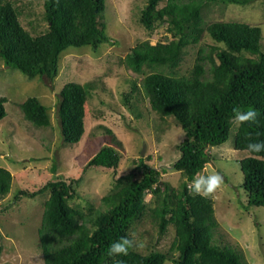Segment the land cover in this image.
Returning a JSON list of instances; mask_svg holds the SVG:
<instances>
[{"label":"trees","instance_id":"1","mask_svg":"<svg viewBox=\"0 0 264 264\" xmlns=\"http://www.w3.org/2000/svg\"><path fill=\"white\" fill-rule=\"evenodd\" d=\"M256 1L146 0L141 23L150 34L167 24L173 39L156 43L142 40L129 51L123 62L137 78L141 77V84L137 78L131 81L125 102L132 109L133 92L138 97L143 92L150 112L161 120L172 118L183 129L185 138L177 145L179 157L167 168L180 171L184 180L179 187H172L161 178L167 169L151 166L141 157L135 167L140 175L134 169L117 177L111 191L101 198L104 208L77 202L81 179L60 178L35 191L20 190L16 198L49 194L38 228L45 264H244L238 247L222 244L216 238L219 222L213 196L195 195L189 186L213 160L210 149L226 143L233 128L237 150L246 151L249 137L264 140L262 28L248 21L206 22L204 16V10L212 5L246 6ZM43 5L42 19L48 26L34 34L21 22V6L13 0H0V58L30 79L54 80L61 70V56L69 47L90 46L98 52L102 44L113 42L104 20L105 0H43ZM207 37L213 43H207ZM200 42L203 44L192 69L181 73L179 68L188 47ZM96 87L93 81H72L59 92L58 114L65 144L83 137L86 103ZM6 101L0 95V120L7 116ZM234 107L255 109L257 122L237 127L232 122ZM21 109L37 127L52 123L49 106L36 96L21 103ZM120 158L114 146L106 145L88 162L84 172L97 166L116 170ZM240 165L247 193L245 208L264 206V152H248ZM52 170H57L56 164ZM12 183V172L0 166V199L9 194ZM149 194L153 204L147 200ZM148 213L158 222L160 235L173 226L169 250L153 247L143 253L132 248L127 256H109V245L120 237L132 239L135 223Z\"/></svg>","mask_w":264,"mask_h":264},{"label":"rangeland","instance_id":"2","mask_svg":"<svg viewBox=\"0 0 264 264\" xmlns=\"http://www.w3.org/2000/svg\"><path fill=\"white\" fill-rule=\"evenodd\" d=\"M13 1L23 10L20 19L27 30L34 34L46 30L48 25L42 19L43 0ZM105 1L104 20L113 42L102 44L98 52L90 46L69 47L61 56V70L54 80L30 79L6 66L0 58V95L7 99V116L0 120V166L13 174L9 194L0 199V264H45L39 249L38 228L49 194L16 198L20 190L35 191L60 178L81 179L77 185L80 196L77 202L104 208L101 198L111 191L117 177L133 172L141 157L151 166L167 169L161 173V178L172 187H179L184 180L180 171L167 168L179 157L177 145L185 138L183 129L172 118L161 120L150 112L149 100L141 90L139 97L133 92L132 109L124 96L131 91V81L137 78L123 62L129 51L142 40L156 43L173 37L167 32V24L150 34L141 23L146 0ZM204 16L206 22L238 20L260 25L264 43V0L246 6L212 5L204 10ZM205 41L213 43L208 37ZM203 42L188 47L179 68L181 73L192 69ZM72 81H93L97 87L86 103L83 137L76 143L65 144L58 114L59 92ZM137 81L140 86L141 77ZM30 96L38 97L49 106L50 126L37 127L24 117L21 103ZM235 134L233 128L226 143L210 149L213 160L202 171L223 177L222 186L213 195L219 222L216 238L222 244L238 247L244 264H264V206L245 208L247 193L240 160L248 151L235 149ZM106 145L119 151L118 168L97 166L84 172L88 162ZM134 172L140 175L136 169ZM147 200L154 203L152 194ZM131 235L141 245L138 250L143 253L153 247L167 251L174 238V228L170 225L168 231L160 235L158 222L148 213L135 223Z\"/></svg>","mask_w":264,"mask_h":264},{"label":"clouds","instance_id":"3","mask_svg":"<svg viewBox=\"0 0 264 264\" xmlns=\"http://www.w3.org/2000/svg\"><path fill=\"white\" fill-rule=\"evenodd\" d=\"M232 111V122L237 127L245 123L251 124L257 122V112L255 109L243 111L239 107H234ZM248 139L249 142L247 143L246 151L249 153L264 152V140H253L251 137ZM222 184L223 177L220 174H207L205 172H201L196 174V177L191 181L189 190L195 195H200L203 198H209L217 192ZM138 247H141V245L135 242L134 237L132 239L128 236L120 237L118 240L113 241L109 245L107 254L109 256H127L129 249ZM116 264H123V262L117 261Z\"/></svg>","mask_w":264,"mask_h":264},{"label":"water","instance_id":"4","mask_svg":"<svg viewBox=\"0 0 264 264\" xmlns=\"http://www.w3.org/2000/svg\"><path fill=\"white\" fill-rule=\"evenodd\" d=\"M144 152H145V150L143 151V155H144Z\"/></svg>","mask_w":264,"mask_h":264}]
</instances>
